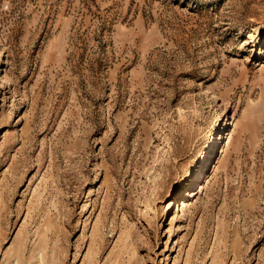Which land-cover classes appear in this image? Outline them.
<instances>
[{
  "label": "rangeland",
  "instance_id": "1",
  "mask_svg": "<svg viewBox=\"0 0 264 264\" xmlns=\"http://www.w3.org/2000/svg\"><path fill=\"white\" fill-rule=\"evenodd\" d=\"M0 264H264V0H0Z\"/></svg>",
  "mask_w": 264,
  "mask_h": 264
}]
</instances>
